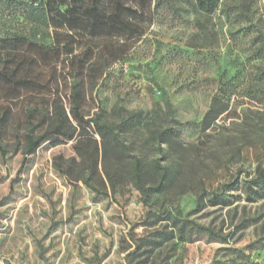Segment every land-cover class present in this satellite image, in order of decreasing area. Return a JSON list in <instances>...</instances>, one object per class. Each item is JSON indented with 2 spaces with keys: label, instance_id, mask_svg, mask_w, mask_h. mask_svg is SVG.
<instances>
[{
  "label": "rangeland",
  "instance_id": "1",
  "mask_svg": "<svg viewBox=\"0 0 264 264\" xmlns=\"http://www.w3.org/2000/svg\"><path fill=\"white\" fill-rule=\"evenodd\" d=\"M142 27L113 39L103 55L117 60L83 86L84 119L123 125L124 156L108 148L92 171L74 141L24 153L55 97L71 107L61 47L0 43V264H264V0H220L211 14L168 0ZM83 146L99 148L93 122ZM134 159L144 186L164 174L159 191L136 188ZM164 212L227 240L173 235L140 255L135 241L171 229Z\"/></svg>",
  "mask_w": 264,
  "mask_h": 264
},
{
  "label": "trees",
  "instance_id": "2",
  "mask_svg": "<svg viewBox=\"0 0 264 264\" xmlns=\"http://www.w3.org/2000/svg\"><path fill=\"white\" fill-rule=\"evenodd\" d=\"M164 2L168 0H146V3L145 0H0V43L4 40H24L39 46L61 47L64 55L62 68L67 69L65 74L72 79L69 112L63 102L55 97L46 129L39 134L32 131L25 134V154L34 153L46 142L60 144L74 141L72 149L78 158L87 161L88 171H92L94 165L97 166L99 156L106 157L108 148L117 156H124L125 147L120 139L123 125L100 122L96 118L84 119L80 112L86 98L82 89L85 83L95 84L117 60L118 57L112 55V51L103 55L113 39L125 33L140 36L144 30L143 21L151 18ZM219 2L194 0L196 8L206 14L213 13ZM91 122L99 137V148L96 146L92 152L83 146ZM0 153L4 154L1 144ZM106 175L112 185L113 174L106 172ZM131 177L144 196H148L151 190L159 191L161 180L165 178L161 174V180L154 187L144 186L139 159L133 161ZM83 181L92 187L88 176L83 177ZM255 181L258 186L256 191L264 192V170L259 172ZM209 200L212 204L217 203L215 199ZM162 214L160 219L168 221L171 229L155 230L135 241L137 250L144 248L140 255L151 252L173 235L181 242L193 241L196 235L203 234L209 239L227 240L226 235L209 226L169 212ZM140 241V244L137 243ZM238 252L242 254L238 257L243 258V253Z\"/></svg>",
  "mask_w": 264,
  "mask_h": 264
}]
</instances>
